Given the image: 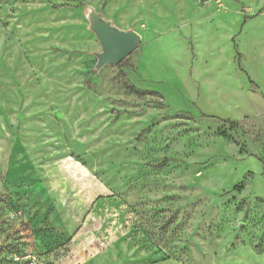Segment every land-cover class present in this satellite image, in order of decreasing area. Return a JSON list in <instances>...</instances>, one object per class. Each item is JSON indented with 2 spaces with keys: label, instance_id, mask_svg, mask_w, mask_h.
<instances>
[{
  "label": "rangeland",
  "instance_id": "obj_1",
  "mask_svg": "<svg viewBox=\"0 0 264 264\" xmlns=\"http://www.w3.org/2000/svg\"><path fill=\"white\" fill-rule=\"evenodd\" d=\"M92 12L141 36L125 65ZM28 254L264 264V0L2 1L0 264Z\"/></svg>",
  "mask_w": 264,
  "mask_h": 264
},
{
  "label": "water",
  "instance_id": "obj_2",
  "mask_svg": "<svg viewBox=\"0 0 264 264\" xmlns=\"http://www.w3.org/2000/svg\"><path fill=\"white\" fill-rule=\"evenodd\" d=\"M90 21L101 45V52L97 53V68L121 63L136 49L141 39L136 31L121 29L99 13L92 12Z\"/></svg>",
  "mask_w": 264,
  "mask_h": 264
},
{
  "label": "crops",
  "instance_id": "obj_3",
  "mask_svg": "<svg viewBox=\"0 0 264 264\" xmlns=\"http://www.w3.org/2000/svg\"><path fill=\"white\" fill-rule=\"evenodd\" d=\"M17 156H16V158H14L12 161H11V163H10V166L12 165V168H11V170H10V172L9 173H13V176H12V178H16L17 179V177H20V176H17L18 174H17V167H13V162L14 163H16V162H19L20 164H21V166H24L25 168H26V171L27 172H29V176L31 177V178H34V175H33V173H32V171L29 169V166H28V164L25 162L26 160H23V158H24V155L22 154V152H18L17 154H16ZM20 158H19V157ZM18 157V158H17ZM10 175V174H9ZM60 177V176H59ZM39 192L40 193H42L40 190H39ZM69 200H71L70 198H69ZM68 200V201H69ZM70 204V203H69ZM72 204V203H71Z\"/></svg>",
  "mask_w": 264,
  "mask_h": 264
},
{
  "label": "trees",
  "instance_id": "obj_4",
  "mask_svg": "<svg viewBox=\"0 0 264 264\" xmlns=\"http://www.w3.org/2000/svg\"><path fill=\"white\" fill-rule=\"evenodd\" d=\"M2 1H3V0H0V7H1V3H2ZM70 1H78V0H70ZM127 61H128V57L125 58L121 63H119V65H120V66L125 65ZM88 83H89V82L86 81V86H87L88 88H91L90 84H88ZM129 88L131 89L132 92H135V93L138 92V89H137L135 86H129ZM146 131H147V129L144 128V129L141 131L140 135L138 136V139H140V138L144 135V133H146ZM164 164H165V162H161V163L157 164V166H158V167H162V166H164Z\"/></svg>",
  "mask_w": 264,
  "mask_h": 264
},
{
  "label": "built area",
  "instance_id": "obj_5",
  "mask_svg": "<svg viewBox=\"0 0 264 264\" xmlns=\"http://www.w3.org/2000/svg\"><path fill=\"white\" fill-rule=\"evenodd\" d=\"M22 214V211H17V212H13L11 214V217L13 216H17V215H20ZM16 259L19 260V259H23L26 261V264H37V256L35 254H28V255H24L22 257L20 256H16Z\"/></svg>",
  "mask_w": 264,
  "mask_h": 264
}]
</instances>
